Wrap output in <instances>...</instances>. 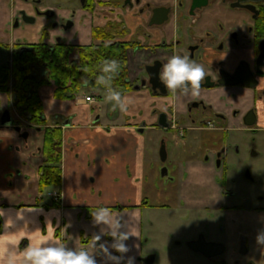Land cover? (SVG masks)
Returning <instances> with one entry per match:
<instances>
[{
	"label": "flooded vegetation",
	"instance_id": "af4514ba",
	"mask_svg": "<svg viewBox=\"0 0 264 264\" xmlns=\"http://www.w3.org/2000/svg\"><path fill=\"white\" fill-rule=\"evenodd\" d=\"M18 1L24 9L17 12L12 23L15 34L30 32L45 19L35 44H48L51 37L54 44L84 43L90 24L91 36L94 29H103L113 34L110 42L130 45L128 72L133 92L121 97L127 110L115 112H120L125 122L131 121L129 101L135 94L139 101L137 132L151 130L168 135L166 139L152 138L145 145L151 143L156 148L158 163L152 168L159 171L164 193L170 190L171 197L176 193L174 208L193 213V236L185 242L177 240L176 245L189 252L191 261L187 264H264V195L260 194L264 193V173L257 172L256 177L247 165L235 174L227 156L230 132L253 136L264 131V0H67L75 9L64 11L44 0ZM32 44L21 37L13 44L0 43L1 49L10 52L0 76L3 69L12 72L15 52ZM174 54L188 55L203 65L207 76L197 96L191 95L190 88L187 95L180 89L173 94L160 79L152 81ZM130 56L133 63L139 61L134 82L130 78ZM4 118L10 119V125L0 130V148L14 139L13 134L18 143L28 144L32 131L43 142L44 132L16 108L12 85L9 92L0 93V126ZM55 121L62 125L67 120L56 116ZM240 141V151L245 152L250 144L247 138ZM254 141L251 138L252 156L257 155ZM41 146L37 155L43 163L35 170L37 192L39 168L44 164ZM17 148L28 157V151L20 145ZM13 175L24 181L27 178L19 169ZM157 181L154 175L152 192L156 195V189H160ZM13 185L9 180L7 186ZM60 189L41 196L38 192L37 205L48 193L46 207H60ZM167 204L155 206L143 199L137 208L141 212L148 208L172 212V204ZM203 211L210 221L199 225L201 216L195 217V213ZM141 231L143 234L144 227ZM150 260L154 263L156 257H143L141 261L148 264Z\"/></svg>",
	"mask_w": 264,
	"mask_h": 264
},
{
	"label": "crops",
	"instance_id": "0c3cea01",
	"mask_svg": "<svg viewBox=\"0 0 264 264\" xmlns=\"http://www.w3.org/2000/svg\"><path fill=\"white\" fill-rule=\"evenodd\" d=\"M22 9L24 6L18 0H0V43L13 44L19 37L33 44L40 40L41 28L46 24L45 19H41L30 32L27 31L22 35L19 33L16 35L12 30V23L17 12ZM87 25L89 36L86 45H90L92 41L91 26ZM53 40V37L48 39L47 45L55 46ZM138 63V60L133 63L130 56L129 67L132 82L136 80L135 69H137ZM48 97L44 99L46 118L51 121L53 117L61 116L69 122V126L63 127V180L60 189L62 204L60 207L49 205L50 208H47L45 205L47 203L44 202L37 205L38 177L33 170L39 167V162H34L35 165H32V159L36 158L27 157L23 151L17 148L19 145L17 136L13 134L14 139H10L9 143L5 142L0 148V210L3 211V214L0 215V244L18 241L17 249H13L11 245L8 248L9 254L14 253L18 256L30 242L29 239H21V237L28 235L33 245L42 247L63 245L66 250L73 252L83 250L100 264H104L106 259L110 264H139L137 258L142 255L138 250L131 251L128 256L125 251L118 250L119 245L126 246L127 242V239L121 238L125 236L121 230L114 233L108 231L106 227H103V230L100 228V222L95 219V215L98 214L95 211L98 208L97 200L95 203L89 201L88 190H92V188L84 186L88 181L91 183V178L96 182L98 178L96 179L94 176L110 174L108 169L111 168L112 173L124 175L122 184L113 189L116 191L115 193L120 195L128 191L130 193L140 192L141 185L137 186L132 180H129L133 175L140 176L143 173L141 162L143 140L140 137L141 134L137 132L139 121L136 115L139 101L135 94L129 101L132 116V120L129 122L123 120L124 116H121L120 112L119 114L115 112L111 118L109 116L111 112L107 109H105L106 113L102 111L105 116L101 121H97L94 116L95 109L90 104H84L83 97L72 103L57 102ZM109 97V95L103 94L101 103L96 106L99 108ZM2 136L6 137V134ZM37 143L39 146L41 145V137L37 139ZM9 146H12L13 149ZM26 158L30 160L28 163H26ZM21 163L27 171V180L25 181L22 178L17 179L13 175ZM83 170H86L87 179L82 177ZM77 176L82 178L78 179ZM9 180L10 182L14 181L12 187L7 186ZM28 186L31 188V193L25 195L23 192L28 189ZM15 193H17V201L2 202L5 200L3 197L12 196ZM138 206L139 204H134L132 207L140 213L141 210L137 208ZM142 216L143 212L138 221L141 234ZM123 219V215L119 213L117 220L121 222ZM6 221L10 224L7 228L5 227ZM46 237L47 242L41 244V241ZM108 243L111 244L109 250L113 253H111V258L105 254Z\"/></svg>",
	"mask_w": 264,
	"mask_h": 264
},
{
	"label": "rangeland",
	"instance_id": "374dc122",
	"mask_svg": "<svg viewBox=\"0 0 264 264\" xmlns=\"http://www.w3.org/2000/svg\"><path fill=\"white\" fill-rule=\"evenodd\" d=\"M50 6H54L58 10H74L75 6L72 2L67 0H44ZM17 35V34H16ZM88 36L86 34L85 42L80 44H72L75 46H86L88 44ZM92 43V42H91ZM90 43V44H91ZM10 57V52L8 50L0 48V68L2 65H5ZM46 90V89H45ZM44 90V91H45ZM83 94V93H82ZM43 99L52 98V96L48 93V89L46 92H43ZM45 95V96H44ZM85 96L90 95V90H87ZM53 99V98H52ZM47 101V100H46ZM108 100H104V104L101 105L99 108L97 106L94 107L95 109V120H100L105 115L102 111L105 112V109L110 111L112 117L115 114V110H120L122 101L116 105L113 103L109 104ZM49 103V102H48ZM114 105V106H113ZM50 106V105H49ZM51 108V107H50ZM53 109V108H51ZM115 109V110H113ZM37 132L32 131V139L27 144L26 142L22 141L18 143L20 147L24 149V151H28L29 158H36L32 159V165H35L34 162H39V164L43 163V159L38 156L39 152V144L37 143ZM138 136V135H137ZM199 136V135H198ZM141 139L143 140V147L141 150V162L143 164V173L139 175H133L132 180L135 185H141L140 192H123L120 195L115 193L113 189H116L120 184H122L124 180L123 174L112 173V169H108L110 174H104L100 176H94V178H98L96 182L93 181L91 178V183L88 181L84 184L85 187H91L92 190H88L90 194H88L89 201L91 203H95L97 200L98 208L95 209L96 212L99 213L101 209H108L109 210V222L105 223L103 221L100 222V228L103 230V227L110 232H118L119 230L122 231L124 235H126L127 242L125 243V247L128 249L125 251L126 256H128L131 251L138 250L142 257L138 256L137 262L139 264H145L142 262V258L145 257L146 260H149L150 257L155 256L156 261L150 264H187L190 262V254L186 250V248H177V240L180 242H185L187 238L193 236V232L195 231V222L193 221V213L190 211H181L177 210L176 204L174 203V198L171 197L170 190L164 193V189L162 186L160 187V174L159 171L153 170L152 166L154 163H158L157 153H155L156 148L151 147V143L145 142L150 141L152 138H159L166 139L168 137L167 134L162 133L161 131H146L140 135ZM247 138L249 142V149H246L245 152L240 151L241 146V139ZM251 138H254V145L253 149L254 152L257 154L256 156H252V148H251ZM227 151H228V162L231 166L232 171L236 173H240L242 167L249 165L250 168L255 172L257 177V172L264 173V131L252 135H242L240 132L232 131L229 133L227 138ZM155 140V139H154ZM23 145V146H22ZM246 148V147H245ZM28 149V150H27ZM30 160L26 158V163ZM41 162V163H40ZM115 162V161H113ZM232 164V165H231ZM156 166V164H155ZM160 168L162 164L160 163ZM113 167V166H112ZM18 169L22 172L26 173L24 169V165L22 163L18 166ZM17 169V171H18ZM107 170V169H105ZM103 170V171H105ZM33 172L36 173L35 170ZM82 177L87 179L86 177V170H83ZM154 175L157 176V183L160 189H156L157 195L155 191L152 192L153 182H154ZM29 176V175H28ZM81 176H77L78 179L82 178ZM27 180V178H24ZM93 183V184H92ZM114 187V188H113ZM139 188V187H136ZM167 190V189H166ZM165 190V191H166ZM108 191V192H107ZM173 193L174 190L172 189ZM52 192V189L51 191ZM22 193V192H21ZM31 193V188L28 186V189L23 194L28 195ZM16 194L12 196H6L3 203H11L17 201ZM260 194L264 195V193L260 192ZM5 195V194H4ZM129 195V196H128ZM131 196V197H130ZM15 197V198H14ZM45 201L44 203H49L50 199L48 197V193L45 194ZM143 199H148L151 204L155 206H162L168 205L167 203L172 204V212H167L150 208L144 209L143 211V227L144 232L143 234L140 233L139 230V216L142 215V212L138 213L135 209H133L134 204H142ZM133 204V205H132ZM132 205V206H131ZM198 212V211H197ZM195 213V217H200L198 224H202L203 222L207 223L210 221L208 218V213L203 211L201 214ZM121 213L124 217L123 221L117 220V216ZM213 215V213H211ZM190 219V221H189ZM172 222V223H171ZM171 223V224H170ZM106 224V225H104ZM202 227V226H201ZM203 227L201 228V231ZM88 240V239H87ZM111 248V244L108 243V247L105 248V254H108L111 258L112 251L109 250ZM174 251V252H171ZM115 252V251H114ZM113 254V253H112ZM108 257V258H109ZM113 258V257H112ZM95 261V260H94ZM95 264H100V262L95 261ZM104 264H110L109 260L106 259Z\"/></svg>",
	"mask_w": 264,
	"mask_h": 264
},
{
	"label": "trees",
	"instance_id": "16d2710c",
	"mask_svg": "<svg viewBox=\"0 0 264 264\" xmlns=\"http://www.w3.org/2000/svg\"><path fill=\"white\" fill-rule=\"evenodd\" d=\"M92 38L94 43L88 46L29 45L15 52L12 72L1 71L0 93L9 92L12 85L16 108L44 132L41 146L44 164L39 168L38 182L40 196L51 189H60L63 180V130L46 118L43 92L48 89L55 101L64 103L74 102L85 90L115 92L120 97L133 92L128 72L130 45L110 42L113 34L103 29H94ZM113 60L118 62L117 67L104 72L105 62ZM99 77H104L103 83L97 82Z\"/></svg>",
	"mask_w": 264,
	"mask_h": 264
},
{
	"label": "clouds",
	"instance_id": "9594fccd",
	"mask_svg": "<svg viewBox=\"0 0 264 264\" xmlns=\"http://www.w3.org/2000/svg\"><path fill=\"white\" fill-rule=\"evenodd\" d=\"M118 62L113 60L111 62H105L104 72H110L113 68H116ZM207 73L203 65L191 60L188 55H173L167 63L163 65V69L159 74V79L165 84L166 88L173 94L177 89L182 90V94L187 95L189 88L191 89V95L193 97L199 94L201 84L204 81ZM98 83L104 82V77L98 78ZM109 99L120 102L121 97L119 93H111ZM115 110V109H113ZM121 110L127 109L121 105ZM3 211L0 210V215ZM97 222H109V210L101 209L98 214L95 215ZM8 221L5 222V227H9ZM29 239V245L19 255L9 254V245L13 249L19 247V242L8 241L0 244V264H95L93 258L83 250L73 252L66 250L63 245L55 247H42L39 245H33L31 238L28 235L21 237V239ZM127 239L125 235L121 237ZM47 242V237L41 241V244ZM119 251L124 252L128 249L123 245H119ZM7 257V258H6Z\"/></svg>",
	"mask_w": 264,
	"mask_h": 264
},
{
	"label": "built area",
	"instance_id": "2783aa9c",
	"mask_svg": "<svg viewBox=\"0 0 264 264\" xmlns=\"http://www.w3.org/2000/svg\"><path fill=\"white\" fill-rule=\"evenodd\" d=\"M97 101V94L92 92L89 96L83 98V102L86 104H94Z\"/></svg>",
	"mask_w": 264,
	"mask_h": 264
},
{
	"label": "water",
	"instance_id": "95a60500",
	"mask_svg": "<svg viewBox=\"0 0 264 264\" xmlns=\"http://www.w3.org/2000/svg\"><path fill=\"white\" fill-rule=\"evenodd\" d=\"M152 81H159V76H158V74H156V76L152 79ZM5 125H10V119H9V118H7V119L4 118V119L2 120V126H0V130H1ZM66 125L69 126V122H67ZM17 130H19V129H17ZM151 261H152V260H150L149 262H148V261H146V262L149 264V263H151Z\"/></svg>",
	"mask_w": 264,
	"mask_h": 264
}]
</instances>
